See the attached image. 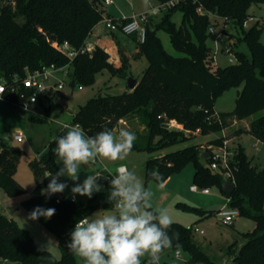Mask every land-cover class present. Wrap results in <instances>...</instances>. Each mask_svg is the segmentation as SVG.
<instances>
[{
    "label": "trees",
    "instance_id": "trees-1",
    "mask_svg": "<svg viewBox=\"0 0 264 264\" xmlns=\"http://www.w3.org/2000/svg\"><path fill=\"white\" fill-rule=\"evenodd\" d=\"M200 3L206 10L225 17V21L199 12ZM262 4L264 0H182L165 10L158 20L157 15L150 16L145 41L136 38L135 57L148 61L136 87L89 98L74 114L73 124L93 136L105 129L114 132L122 119L129 123L137 120L142 133L135 131L133 148L150 153L187 142L196 136V131L201 135L216 134L211 141L214 146L244 132L264 142V26L255 21L244 27V21L254 15L252 6ZM176 11L182 13L180 25L172 18ZM108 16L112 15L102 0H0V79L13 83L16 74L24 77L28 70L51 65L56 68L67 65L71 84L77 82L80 86L93 84L97 73L105 69L112 75L128 77L130 58L126 55L121 54V64L115 65L110 53L99 44L91 51L81 50L93 28ZM221 21L237 54V60L225 66L215 63L209 43L210 25ZM226 24L235 27V31H229ZM160 29L169 34L171 43L182 55H174L165 48L158 34ZM241 41L248 44L251 57L236 49ZM65 43L78 50L73 59L61 48ZM15 84L21 91L19 83ZM231 88L239 89L235 107L217 111V100ZM174 120L183 128L171 125ZM212 151L208 150L210 154ZM203 152L198 144H191L149 158L144 171L146 181L154 180L151 173L155 170L164 183L172 173L193 162L197 185L219 188L230 199L229 204L240 210V216L255 221L254 229L244 232L243 244L238 245L237 241L231 244V264H264V168L255 166L244 146H239L231 163L235 189L226 193L223 173L211 168L212 157H204ZM22 154V149L1 143L0 188L12 196L26 190L16 177ZM30 165L36 181L35 194L23 204L29 213L37 206L56 209L51 218L38 220L57 234L62 255L57 258L44 249L27 228L0 212V264H80L66 247L70 233L80 219L112 209L107 201L112 175L107 173L100 192L86 202H78L62 193L50 198L40 194L41 188L49 183L45 176L60 168L52 151L44 152ZM185 206L202 217L217 212ZM192 232V226L172 221L171 247L190 251L193 260L218 264L193 242ZM148 260H141V264H148ZM162 264L169 263L162 261Z\"/></svg>",
    "mask_w": 264,
    "mask_h": 264
},
{
    "label": "rangeland",
    "instance_id": "rangeland-1",
    "mask_svg": "<svg viewBox=\"0 0 264 264\" xmlns=\"http://www.w3.org/2000/svg\"><path fill=\"white\" fill-rule=\"evenodd\" d=\"M121 6L130 13L132 10L140 11L142 8L147 9L148 4L145 2H139V5L135 6V9L130 7L129 2L126 0H115V4L108 5L107 9L114 11L117 6ZM132 11V12H131ZM252 13H256L258 16L264 14V5L259 7L253 5L251 9ZM161 12L156 16L158 20ZM173 20L178 25L182 22V13L176 11L172 16ZM223 21H221L216 29L221 30L223 28ZM112 31V30H111ZM229 31H235V27L230 26ZM118 33V47L114 46V50L110 49V60L115 65L121 64V54L130 58V75L135 78H139L145 68L148 65V61L145 57L136 58V52L138 51L137 37L138 33L135 32L130 35H125L119 31ZM158 34L162 39L165 48L174 55H182L171 43L169 34L163 29L158 30ZM111 34L110 30L106 28L104 22L94 30V34L88 40H97L101 37V40L97 41L103 46L106 45L105 40L115 36ZM86 42L85 47L94 48L90 43ZM262 40L264 41V28L262 33ZM228 42L225 37L221 43L224 46ZM209 43L213 47L215 52L214 36L210 35ZM229 43V42H228ZM237 50L243 51L247 56L251 57V50L245 41L239 42L236 47ZM89 51V50H88ZM114 53L117 57H114ZM118 58V62L115 61ZM217 58L221 66H225L228 63V54L222 50L217 52ZM55 75L58 80H64V88L61 90H55L50 92L49 95H53V100L50 102L46 98H43L42 102L35 104L34 107L45 114L48 118L43 119L39 116L32 114L28 111H23L17 105L9 103L7 101H0V149L1 143L6 145L18 147L22 149L23 154L18 168V180L22 182L26 190L19 195L12 196L4 189L0 188V212L6 214L9 217L14 218L21 226L27 228L34 236L36 242L44 249L51 251L57 258H60L62 253L59 248L58 236L53 231L49 230L39 220L29 219V212L25 208L23 201L32 197L35 194V176L30 162L37 158L40 154L46 151H52L55 148L54 139L66 134L69 129H63L60 125L62 122L73 123V116L79 109V107L87 102V100L98 94H118L129 90L128 77H120L112 75L107 69L97 73L95 82L93 84H83L82 89H79V83L71 84V78L63 71L59 70L53 76H51L49 82L51 83ZM238 88H231L227 90L216 102L215 108L217 111H230L235 107L236 98L238 94ZM59 92V93H58ZM175 128H183V125L175 122L173 124ZM123 129L132 132L142 133V126L139 125L137 120L128 124H123ZM136 130H139L137 133ZM23 133L24 138L19 141L16 140L14 135L16 133ZM115 136H118L119 131L113 132ZM216 137V134H200L196 131V136L188 140L187 142L168 147L155 152H148L147 150H138L132 148L131 152L124 160L108 161L98 160L94 165L82 166L79 180L73 182L68 177H61V182L68 184V188L62 193L63 195H72L71 188L75 183H82L87 175L100 170L103 177L108 172H115L120 164H127L130 171H133L139 178H141L145 187L149 188L153 192L152 205L154 209H166L172 221H177L184 224L187 227L197 226L203 229L205 232L200 233L193 231L192 240L199 246L202 251L213 261L218 264H231V244L237 241L238 244L245 240V230L253 229L255 221L245 216L237 217L234 225L223 222L217 212H213L204 217L200 216L193 211L186 208L185 205L197 206L201 208H208L213 205H219L222 207L227 202L226 195L217 187H213L210 193H204L202 191H194L192 185L196 184L194 179L195 165L193 162H189L185 167L172 173L169 178L163 183V187L160 186V182L156 180L146 181L145 167L147 161L151 157L159 156L166 152L183 148L187 145L198 144L202 151H208L214 148L212 139ZM244 146L246 153L252 162L258 168H264V142L259 141L249 133H242L235 135L229 140L228 146L230 149L236 151L239 146ZM54 154V153H53ZM57 160V158H56ZM62 167V163H59ZM104 178L98 180L101 185ZM79 201L86 202L89 198L87 196L77 195ZM112 210V209H111ZM111 210H106L110 212ZM106 211H102L101 215ZM93 216V215H92ZM177 248L170 247L164 249L160 253V259L166 260L169 264H208L203 259L193 260L191 252L179 248L181 250V256L175 254ZM77 256V255H76ZM150 259V257H141V260ZM77 260L80 264H84L81 257L77 256Z\"/></svg>",
    "mask_w": 264,
    "mask_h": 264
},
{
    "label": "clouds",
    "instance_id": "clouds-1",
    "mask_svg": "<svg viewBox=\"0 0 264 264\" xmlns=\"http://www.w3.org/2000/svg\"><path fill=\"white\" fill-rule=\"evenodd\" d=\"M135 139L134 133L123 128L118 136L108 129L89 136L80 125L71 126L66 134L54 139L52 152L62 167L55 174L50 172L45 176L49 183L41 188L40 194L50 198L63 193L68 184L60 178L78 181L82 166L94 165L98 160L126 159ZM151 176L163 187L157 171L154 170ZM101 178H104L103 174L97 170L87 175L82 183H75L70 190L73 198L76 195L91 198L100 192L102 186L98 180ZM109 183L107 201L112 210L80 219L70 233L66 247L81 257L84 264H141V257L145 256L150 257L148 264H159L160 253L173 242L169 235L172 219L167 210L153 208V192L125 166L117 169ZM55 211V208L37 206L29 213V219H49ZM173 235L178 239V233Z\"/></svg>",
    "mask_w": 264,
    "mask_h": 264
},
{
    "label": "built area",
    "instance_id": "built-area-1",
    "mask_svg": "<svg viewBox=\"0 0 264 264\" xmlns=\"http://www.w3.org/2000/svg\"><path fill=\"white\" fill-rule=\"evenodd\" d=\"M103 3L108 5L115 4V0H102ZM141 2H145L148 4V8L142 11L134 10L132 13L128 14L125 12H121L118 17L108 16L103 19L108 29L112 31H120L127 35L133 34L135 32L138 33V39L141 42H144L146 39L147 27L146 23L149 20L150 16L158 15L161 12L174 7L182 0H140ZM195 2H199V0H194ZM197 10L201 13H208L215 17L216 19L224 20L225 17L220 16L217 13L212 11L206 10L203 5L200 3L197 7ZM260 21L262 25H264V17H257L255 15L249 16L247 20L244 21V27H249L253 22ZM227 25V24H226ZM217 25L212 23L209 27V32L211 35L214 36V43H215V52H214V61L216 64H219V60L217 58V52L222 50L228 54V63H233L237 60V54L232 46L227 42L224 46H222V42L226 37L224 32V28L221 30L216 29ZM61 48L66 51L71 59H73L76 54L78 53L77 49L70 47L68 43H65ZM82 51H91L88 47H83ZM63 71L65 74L69 75V67L63 66L60 68H56L54 65L49 67H44L40 70L35 71H27L26 76L20 77L18 74L14 76V82L8 83V81L4 79H0V101H7L14 105H17L24 111H28L32 114L39 116L40 118L46 119L48 118L45 114L38 111L34 105L39 103L42 97H45L55 90H61L64 88V80H58L55 76V80L51 83L49 82L51 76L54 75L56 71ZM15 83H19L21 87V91L19 90L18 85ZM82 86L79 85V88ZM20 91V93H19ZM19 93V97L14 98L16 94ZM175 120L171 122V125L175 124ZM65 125L71 127L78 124H71V123H63ZM225 134V131H224ZM16 140L21 141L24 138L23 133H16L14 135ZM232 138H225L223 144L219 146H214L213 151L211 152L212 161L210 162V166L212 169L216 171H221L224 175L226 180H230L234 183L235 180V173L231 166L232 159L234 157L235 151L230 149L228 146L229 140ZM120 166H125L128 168L126 164H120ZM129 169V168H128ZM110 175L114 176L117 174V170L115 172H108ZM107 177V176H106ZM105 177V178H106ZM192 189L194 191H202L204 193H210L211 187L205 186L200 187L197 184L192 185ZM71 198L74 201H77V195L73 198V194ZM229 198L227 197V202L224 206L219 207L217 213L220 219L229 224H233L237 217L240 216V210L237 207H233L229 204ZM59 201V200H58ZM193 231L204 233L203 229H200L197 226L192 227ZM175 254L177 256H181V250L176 249ZM159 264H162V260L159 259Z\"/></svg>",
    "mask_w": 264,
    "mask_h": 264
},
{
    "label": "crops",
    "instance_id": "crops-1",
    "mask_svg": "<svg viewBox=\"0 0 264 264\" xmlns=\"http://www.w3.org/2000/svg\"><path fill=\"white\" fill-rule=\"evenodd\" d=\"M127 2H129V4H130V7H132V9H135V6H137V5H139V2H141L140 0H126ZM262 5H264V4H262ZM259 7H261V5H258ZM136 10V9H135ZM142 10H144V8H142L140 11H142ZM108 11H109V13L113 16V17H118L120 14H121V12L123 11V12H125V13H128V14H130V12L129 11H127L126 9H124L123 7H121V6H117L116 7V9L114 10V11H112V10H110V9H108ZM132 11H134V10H132ZM131 11V12H132ZM137 11V10H136ZM255 16H257V17H264V14H261L260 16H258L256 13H253ZM101 22H104L103 20L101 21ZM101 22H99V23H101ZM99 23L93 28V30H92V32H91V34H90V36H89V39L92 37V35L94 34V30L96 29V27L99 25ZM105 23V22H104ZM230 26H232V25H226V27L229 29V27ZM264 26V25H263ZM106 28H107V26H106ZM108 29V28H107ZM110 30V29H109ZM110 32H111V34H113V35H115V36H113V37H111V38H109V39H107V40H105V42L104 43H106V45L105 46H103L102 44H100L99 42H97V41H99V40H101V37H99L97 40L95 39V40H90L91 42H89V40H88V44L90 43L91 45H93V46H95V45H97V44H99V45H101V46H103L109 53H110V49H113L114 50V46H117L118 47V33L117 32H112L111 30H110ZM120 32V31H119ZM121 33H123V32H121ZM123 34H125V33H123ZM125 35H127V34H125ZM263 41V40H262ZM264 42V41H263ZM114 57H117V55L114 53V55H113ZM118 60V58L115 60V61H117ZM118 62V61H117ZM55 73H57V71L55 72ZM54 73V74H55ZM56 76V75H55ZM138 79V78H137ZM55 80V79H54ZM53 80V81H54ZM79 89H82V87L81 88H79ZM59 93V92H58ZM49 96L50 95H47V96H45V97H42V99H41V101L40 102H42V100H43V98H46L47 100H49L50 102L53 100V97H52V100L51 99H49ZM38 104V103H37ZM24 111V110H23ZM63 123H65V122H62L60 125L63 127V129H69L70 127H64V125H63ZM67 123H69V122H67ZM72 125H73V123H71ZM123 124H128V126H129V121H126L125 119H122V120H120V122L118 123V125H117V127H116V129H115V131L117 130V131H120V129H122L123 128ZM114 131V132H115ZM244 133H248V132H244ZM250 134V133H249ZM260 141V140H259ZM1 150V149H0ZM41 155V154H40ZM39 155V156H40ZM38 156V157H39ZM37 157V158H38ZM21 161V160H20ZM20 164V163H19ZM127 165V164H126ZM128 166V165H127ZM19 168V167H18ZM129 168V167H128ZM16 177H17V179H18V173L16 174ZM104 177H106V176H104ZM20 181V180H19ZM21 182V181H20ZM22 183V182H21ZM165 183V182H164ZM102 185V184H101ZM212 189V188H211ZM95 194V193H94ZM77 201L78 202H83V201H79V199H78V197H77ZM218 210V209H217ZM98 212H100V213H102V211H97V212H95V213H98ZM94 213V214H95ZM200 217V216H199ZM237 220V219H236ZM235 220V221H236ZM235 221H234V223H235ZM234 223H233V225H234ZM254 227H255V225H254ZM254 227H253V229H254ZM253 229H249V230H245V232L246 231H251V230H253ZM205 232V231H204ZM245 241V240H244ZM244 241L243 242H241L240 244H238V245H241V244H243L244 243ZM162 261H166V260H163V259H161ZM230 260H231V257H230Z\"/></svg>",
    "mask_w": 264,
    "mask_h": 264
},
{
    "label": "water",
    "instance_id": "water-1",
    "mask_svg": "<svg viewBox=\"0 0 264 264\" xmlns=\"http://www.w3.org/2000/svg\"><path fill=\"white\" fill-rule=\"evenodd\" d=\"M138 83V79L133 77V76H129L128 77V87H129V90H133L136 85ZM168 126V125H166ZM202 155L204 157H209L210 156V152L208 151H205L202 153ZM235 189V184L230 181V180H225L224 183H223V190L226 192V193H231L233 190ZM219 208V205H213V206H210L208 208H206L207 211H216L217 209Z\"/></svg>",
    "mask_w": 264,
    "mask_h": 264
}]
</instances>
